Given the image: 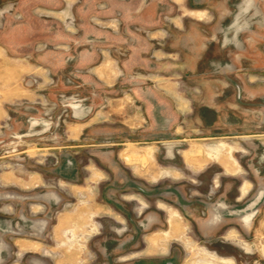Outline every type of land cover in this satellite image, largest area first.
Wrapping results in <instances>:
<instances>
[{
  "label": "rangeland",
  "instance_id": "obj_1",
  "mask_svg": "<svg viewBox=\"0 0 264 264\" xmlns=\"http://www.w3.org/2000/svg\"><path fill=\"white\" fill-rule=\"evenodd\" d=\"M141 1L0 0V264H264V0Z\"/></svg>",
  "mask_w": 264,
  "mask_h": 264
},
{
  "label": "crops",
  "instance_id": "obj_2",
  "mask_svg": "<svg viewBox=\"0 0 264 264\" xmlns=\"http://www.w3.org/2000/svg\"><path fill=\"white\" fill-rule=\"evenodd\" d=\"M144 4V3H146V0H142L141 1V4ZM132 5H135V9H137V10H135V12H133V14H134V16H136V14H137V12H139L138 14H141L142 12V9H143V6H141V8H140V6L138 5V1H137V6H136V1H132ZM194 10H202V9H194ZM190 11H193V10H190ZM206 11V10H205ZM190 15H192V14H190ZM152 16H153V8L152 7H150L149 9H148V13L146 14V18H148V17H150V18H152ZM194 17V16H193ZM199 20H201L202 18H198ZM147 23H150V20H148V21H146ZM155 32V34L157 33V32H159V31H154ZM160 33V32H159ZM253 44H251V46H252ZM252 49H254V46H252ZM253 52H254V50H252ZM214 107V106H213ZM215 107H217V106H215ZM219 107V106H218ZM219 117V116H218ZM156 264H164L163 262H158V263H156Z\"/></svg>",
  "mask_w": 264,
  "mask_h": 264
},
{
  "label": "flooded vegetation",
  "instance_id": "obj_3",
  "mask_svg": "<svg viewBox=\"0 0 264 264\" xmlns=\"http://www.w3.org/2000/svg\"><path fill=\"white\" fill-rule=\"evenodd\" d=\"M132 159L130 158V157H127V161H131ZM244 192V194L246 193V190H244L243 191ZM252 216H253V212L252 213H247V214H245V221H247V222H249L251 219H252ZM209 257L210 258H212L211 257V255H209ZM212 262V261H211ZM213 262H215V264H230L231 263V261H224V260H216V261H213ZM211 264V263H210Z\"/></svg>",
  "mask_w": 264,
  "mask_h": 264
},
{
  "label": "bare ground",
  "instance_id": "obj_4",
  "mask_svg": "<svg viewBox=\"0 0 264 264\" xmlns=\"http://www.w3.org/2000/svg\"><path fill=\"white\" fill-rule=\"evenodd\" d=\"M226 41V40H225ZM227 43V42H226Z\"/></svg>",
  "mask_w": 264,
  "mask_h": 264
}]
</instances>
